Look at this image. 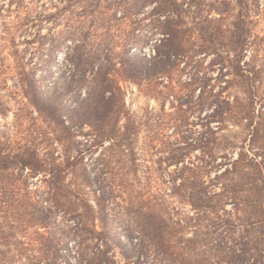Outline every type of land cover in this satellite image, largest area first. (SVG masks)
I'll list each match as a JSON object with an SVG mask.
<instances>
[{
    "label": "rangeland",
    "instance_id": "obj_1",
    "mask_svg": "<svg viewBox=\"0 0 264 264\" xmlns=\"http://www.w3.org/2000/svg\"><path fill=\"white\" fill-rule=\"evenodd\" d=\"M66 2L0 0V151L15 154L35 149L49 170L80 154L83 163L68 174L66 184L84 195L96 219L82 223L80 214L86 205L78 215L76 194L51 189L44 175L32 177L21 169L0 173V264H153L155 248L145 234L158 217L164 225L177 227L170 240H179L182 251L187 240L196 236L217 243L219 234H208L214 231V214H209L212 219L188 227L196 212L173 189V176L183 165H174V158L184 157L187 164L201 162L206 144L221 135L214 133L218 122L207 126L211 111H200L187 104L186 98L181 106L177 97L122 80L129 120H121L119 138L114 141L102 138L95 126L71 108L62 111L72 117H66L67 122L75 124L66 139L62 129L33 104L34 91L49 100L59 93L56 83L62 80L63 48L54 58L52 49L64 40L65 18L71 14L64 10L69 5ZM251 2L252 47L246 60L254 61L260 71L256 95L264 97V0ZM145 54H152L150 48ZM215 60L216 54L205 53L183 62L174 75L175 82L203 80L218 92L223 64ZM201 90L202 84L193 87L195 100ZM64 100L72 106L80 97L70 94ZM129 121L131 138H120ZM110 129L112 124L105 127V131ZM231 131L226 133L247 136L242 126ZM104 194L106 199L100 204ZM226 210L231 211L232 205ZM103 230V241H99L98 233ZM203 245L204 257L215 259L211 245Z\"/></svg>",
    "mask_w": 264,
    "mask_h": 264
},
{
    "label": "trees",
    "instance_id": "obj_2",
    "mask_svg": "<svg viewBox=\"0 0 264 264\" xmlns=\"http://www.w3.org/2000/svg\"><path fill=\"white\" fill-rule=\"evenodd\" d=\"M66 1L69 5L64 10L71 14L65 18L64 40L52 49L54 58L63 48L62 80L56 83L59 93L49 100L34 91L32 99L38 111L62 129L66 139L75 125L62 113L69 108L95 126L105 140L119 138L117 126L122 119L129 120L122 80L177 97L181 106L186 98L187 104L200 111H211L207 126L219 123L214 133L221 135L206 144L201 162L187 164L184 157L172 162L178 167L183 164L173 176L174 193L196 212L188 227L214 214V231L208 234H219L220 241L210 238L208 242L207 237L201 240L196 236L187 240L182 251L179 240H170L177 227L164 225L158 217L145 234L155 248L153 264H264V97L256 95L260 71L254 61L246 60L252 47L251 0ZM147 48L152 51L150 56L145 54ZM205 53L216 54V63L223 64L218 92L203 80L175 82L174 75L183 62ZM197 83L202 84V90L195 100L192 90ZM234 90L236 95H232ZM240 93L247 98H241ZM70 94L80 97L79 103L69 105L64 99ZM111 124L112 129L105 131ZM130 124L120 138H131ZM234 126H242L247 136L227 134ZM80 156H69L49 170L35 149L15 154L0 151V173L28 170L32 177L44 175L53 190L74 192L77 214L86 205L80 215L82 223H88L96 219L95 212L83 194L66 184L68 174L83 163ZM105 199L104 194L100 204ZM228 204L231 211L226 210ZM104 232L98 233L99 241H103ZM205 242L215 250V259L204 257Z\"/></svg>",
    "mask_w": 264,
    "mask_h": 264
}]
</instances>
